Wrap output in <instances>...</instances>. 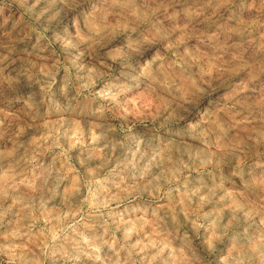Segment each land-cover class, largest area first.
I'll return each instance as SVG.
<instances>
[{"label":"clouds","instance_id":"1","mask_svg":"<svg viewBox=\"0 0 264 264\" xmlns=\"http://www.w3.org/2000/svg\"><path fill=\"white\" fill-rule=\"evenodd\" d=\"M0 264H264V0H0Z\"/></svg>","mask_w":264,"mask_h":264}]
</instances>
